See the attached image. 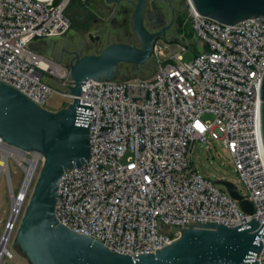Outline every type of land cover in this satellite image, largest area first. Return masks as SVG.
Returning <instances> with one entry per match:
<instances>
[{"label": "built area", "instance_id": "obj_1", "mask_svg": "<svg viewBox=\"0 0 264 264\" xmlns=\"http://www.w3.org/2000/svg\"><path fill=\"white\" fill-rule=\"evenodd\" d=\"M70 1L0 0V82L44 108L54 93L73 100L69 67L45 57L36 42L68 33ZM187 1L199 42L190 61L184 58L190 44L180 40V50L174 51L172 43L158 40L153 78L84 82L80 103L93 107L91 159L66 170L59 184V221L132 257L172 243L182 232L170 229L188 228L189 222L236 227L258 217L264 223V145L258 120L264 17L221 24ZM51 65L62 69L57 74L64 80L63 91L43 80L44 73L55 74ZM210 137L232 156L253 214L192 165L196 144ZM12 148L24 154L23 167L35 162L31 183L23 191V182L17 194L19 215L44 158ZM16 221L7 225V243ZM258 241L264 245V237ZM259 264H264V246Z\"/></svg>", "mask_w": 264, "mask_h": 264}, {"label": "water", "instance_id": "obj_2", "mask_svg": "<svg viewBox=\"0 0 264 264\" xmlns=\"http://www.w3.org/2000/svg\"><path fill=\"white\" fill-rule=\"evenodd\" d=\"M190 1L200 15L221 24L235 25L264 17V0ZM147 6L148 0H137L135 4L133 29L140 47L114 43L99 54L75 56L69 66L73 100L67 107L53 112L0 82L1 141L44 158L14 241L15 249L30 264H259L264 245L258 239L264 237V223L261 225L258 217L236 227L210 221L189 222L188 228L172 227L173 234L182 232L179 238L136 257L113 252L95 237L78 233L57 218L61 177L66 170L80 168L91 159L88 120L93 116V107L80 103L82 85L88 80L118 79L122 63L146 64L153 56L157 38H165L171 25L149 31L144 24ZM90 40L97 43L100 36L94 38L91 34ZM258 91V120L264 145V75ZM216 183L239 201L243 211L254 213V205L244 199L234 183L221 179Z\"/></svg>", "mask_w": 264, "mask_h": 264}, {"label": "rangeland", "instance_id": "obj_3", "mask_svg": "<svg viewBox=\"0 0 264 264\" xmlns=\"http://www.w3.org/2000/svg\"><path fill=\"white\" fill-rule=\"evenodd\" d=\"M122 5L127 6V3L124 2ZM122 5L120 6L121 8ZM120 7L116 10L114 2H109V0H71L67 10L72 18L71 29L62 37L37 40L36 42L40 44L37 49H40L45 57L52 59L56 64L62 67H69L76 55L99 54L105 47L114 43H126L131 46L140 47V41L131 23L124 29L111 24L110 20L114 17L121 21ZM156 9L161 10L165 14L166 22L156 28H152L146 20L145 26L149 31L154 32L171 24L166 31L165 38L160 37L156 41L162 40L164 43H172L171 47L174 51L180 50V40L190 44L193 48L189 45L187 51L184 52L185 60L190 61L196 54L194 49L197 48L199 42L192 30L188 1L158 0L148 2V10ZM116 11L118 13L114 14ZM95 19H98L100 22L95 24ZM99 27L103 28L104 35L99 43L93 44L90 40V34L94 33ZM175 38L178 39L175 40ZM155 64V57H151L146 64L141 66L122 63L119 65L118 79L153 78L157 71ZM50 75L44 73L43 80L55 89L63 91L64 80L57 73H50ZM69 103L70 100L68 98L63 97L60 93H54L45 107L53 112H57L67 107ZM3 144L7 145L4 142ZM2 157L3 154L0 151V161ZM28 157L30 156L28 155ZM192 165L200 175L210 179L219 189L227 191L224 186L216 183L220 179L227 180L234 183L242 195L246 194V186L236 171L232 156L217 140L210 137L206 144L197 143L194 149ZM7 166V171L0 170V240L6 236L5 233L7 234V225L12 223L13 200L21 190L25 178V171L15 155H8ZM39 171L40 168L37 170L36 176L32 181L29 195L23 203L21 212L17 216L15 229L7 243L8 253L4 254L0 264H30L15 249L14 241ZM11 255H13V258H11Z\"/></svg>", "mask_w": 264, "mask_h": 264}, {"label": "flooded vegetation", "instance_id": "obj_4", "mask_svg": "<svg viewBox=\"0 0 264 264\" xmlns=\"http://www.w3.org/2000/svg\"><path fill=\"white\" fill-rule=\"evenodd\" d=\"M115 4V9L118 10L119 7L122 5V3H127V6H123L121 8V16L122 19L121 21H119L117 18H112L110 20L111 24L114 26H117L119 28H126L127 25L129 23L134 24V12H135V4L137 3V0H112ZM118 13V11H116L114 14ZM147 20V22L150 24V26L152 28H156L159 25H163L166 22V16L165 14L159 10H148V6H147V10L145 13V18H144V24L145 21ZM100 21L98 19L94 20L95 24H98ZM147 28V27H146ZM148 29V28H147ZM149 30V29H148ZM91 35V34H90ZM104 35L103 32V28L99 27L97 28L94 33H92V37L96 38L97 36H100V40L102 38V36ZM100 41H98L97 43H99ZM97 43H93V44H97ZM74 53V52H73Z\"/></svg>", "mask_w": 264, "mask_h": 264}, {"label": "bare ground", "instance_id": "obj_5", "mask_svg": "<svg viewBox=\"0 0 264 264\" xmlns=\"http://www.w3.org/2000/svg\"><path fill=\"white\" fill-rule=\"evenodd\" d=\"M53 66L54 68H49L50 70L54 71V73H59L62 71L61 67L58 66V65H51ZM0 151L2 152L3 154V157L0 161V170H8V166H7V159H8V155L9 154H13L15 155L21 166L23 167L22 165V162L24 161V154H21V153H18L19 151H17L16 149H13L12 147L8 146V145H5L3 144V142L0 140ZM34 164L35 162H32L30 167H23L24 170L26 171L27 173V176L25 178V181H24V187H23V191L29 186V184L31 183V176H32V171H33V168H34ZM18 195H16L14 197V207H13V215H12V220L11 222H14L17 215H18V210L21 206V201L20 199H18L17 197ZM7 234L5 233V237L3 239L0 240V263L2 261V258L5 254V252L8 250L7 249V238H8V235L10 233V230L7 229L6 230ZM6 245V246H5Z\"/></svg>", "mask_w": 264, "mask_h": 264}]
</instances>
